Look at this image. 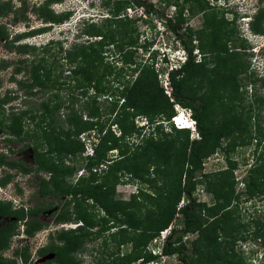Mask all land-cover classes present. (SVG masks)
Instances as JSON below:
<instances>
[{"label":"trees","instance_id":"obj_1","mask_svg":"<svg viewBox=\"0 0 264 264\" xmlns=\"http://www.w3.org/2000/svg\"><path fill=\"white\" fill-rule=\"evenodd\" d=\"M54 1L56 0H43L39 4L32 3L29 6L27 0H21L20 11H17L13 9L11 0H0V18L7 17L11 13L10 22L14 24L29 21L28 15L32 12L45 24L11 34L5 26L6 22L0 20V39L9 50H13L18 55L13 62L0 60V69L14 65L10 78L22 91V97L39 92L45 93V90L51 87H57L61 91L78 88L80 94L85 97L76 109L73 103L79 101L78 98L72 96L65 104V99L54 93L33 106L31 114L28 113V109L20 110L15 107L9 108L10 111L5 114L0 104V126L7 128V132L12 135L7 141H12L14 138L24 141V146L32 148L37 163L34 168H29L0 152V167L17 169L24 174L37 172L35 194L41 198L36 204L14 208L0 201V215L7 213L10 218L12 217L0 226V250L8 245V238L14 228L20 224L26 236H33L43 229L46 224L39 219L40 214L58 205L59 208L54 216L56 224L77 223V221L78 224L72 228L60 227L51 230L48 233V242L38 247L35 253L38 256L53 253L48 261L55 264H77L71 254L72 251L84 242L87 234L92 232L93 226L102 220L106 221L107 217L93 219L89 208L84 209L82 214L78 211L74 214L68 209L71 203L76 207L79 201L91 199V205H97L105 212L112 224L119 221L124 225L120 227L121 231L136 230L140 237L138 246L149 245L153 239H156L155 241L157 238L162 239L159 253L147 248L131 259L127 256L123 264H154L161 260L162 255L175 256L181 264H249L244 251L239 253L235 250L236 239L239 236L241 239H246L248 236L242 234L244 224L234 218L229 208L232 191L231 193L230 190L225 191L222 182L215 181V188L210 189L213 195L212 203L197 200L194 196L196 186L204 182L198 177L207 176L202 172L204 159L213 153L221 137L233 131L224 122L225 120H208L209 115L216 108L215 92L218 89L226 91L222 89L228 85L232 87V78L235 81L242 79L239 74L245 71L244 62L240 60L236 62V58L240 59L241 54L238 50H233L236 46L227 47L228 41L233 38H227L224 31L223 25L226 23L224 17L217 19L216 15L211 14L207 1L203 4L199 0L195 5L190 6L186 0L182 5L175 1L179 9L177 23L184 20L182 10L186 7L191 13H194L195 9L203 12L208 33L213 34L211 42L208 43L212 48L206 52L209 60H206L204 55L203 60L196 61L193 54L194 45L191 44L192 37L189 36L188 40L185 34H176L179 45L186 52L185 58L179 67L166 70L167 67L162 66L154 68L152 62L133 60L132 55L137 48L139 34L134 21L119 12L126 6H139L150 13L144 5V0H120L116 3L121 5L112 4L109 15L103 17L100 26L94 20L84 19L75 41L69 47H65L60 38H51L40 45L20 42L22 38L45 32L52 25L69 19L70 10L60 13L52 10L50 5ZM164 23L174 29L172 18ZM248 25L252 32L264 34L263 5L257 7ZM219 29L221 32L218 31ZM85 36V40L79 41ZM224 37H226L225 41L221 42ZM141 45L145 49L148 46L146 42ZM203 46L201 45L202 48ZM110 49L115 50L116 58H108ZM38 52L40 55L35 56ZM26 54L29 56L22 58ZM118 64H120L119 69L116 66ZM165 72L171 87V96L164 93L163 88L158 84V75ZM19 73L23 74L16 78ZM126 73L132 78L124 80ZM112 75H114L113 79H111ZM62 76L69 79L66 81ZM214 76L218 77L216 85L213 83ZM115 82L117 85L114 84ZM238 88L237 84L235 91ZM90 89L93 90L88 94ZM100 97L104 100L111 97L115 106L120 102L114 119V124L119 125V136H115L111 127L105 128L106 122L104 118L101 119L102 106L99 101L102 98ZM11 98L13 97L9 96V99ZM175 103L189 110L197 134V138H190L187 133L184 141L176 149L172 139L167 135L170 136L174 130L178 132L189 129H181L173 125L172 130L165 132L154 117L155 114L161 116L168 114L169 117L176 115ZM63 106L69 109L67 112H62L68 128L60 129L56 124ZM84 113L88 118L83 119ZM26 114L32 121L31 127L24 124ZM128 116H144L148 119L147 128L151 130L144 132V125L138 126L132 120L127 125L122 124ZM94 130L97 132L96 137L91 141L88 140L92 152L86 154L87 162L82 166L86 174H80L74 182H67L64 174L72 176L74 168L65 165L62 159H71L72 156L86 152L87 141L81 139V136ZM127 131L130 134L128 136L135 132L146 134V138L137 144H129L125 139ZM113 151L116 152V156L111 157L110 153ZM53 152L56 154L54 155ZM173 152L177 155L176 158ZM170 160L174 164L179 163L177 165L180 166L177 176L172 180L176 190L168 193L166 198L169 203L159 213L149 212L147 209V215L142 216L141 213L131 209L139 203L138 200L133 198L125 202L114 199L115 184L121 176L134 177L138 185L147 183L151 179L149 175L164 172L165 167L161 168V164L166 165ZM235 165L236 163H232L223 174H231ZM46 167L52 171L48 178L41 174ZM248 172L244 181L249 194L253 195L257 191L263 193L264 150ZM10 178L11 175L6 172L1 177L0 184L5 185ZM163 184H167V181ZM157 193L159 195L162 192ZM48 195H54L57 202L51 200L45 203L44 199ZM181 198L183 202L179 205ZM2 206L5 208H1ZM176 213L180 214L179 224L173 222ZM163 231L166 233L164 234ZM195 233L197 237L191 240L189 248L186 238ZM252 233L251 237L255 242L264 235V231L259 232V230H254ZM131 241V239L122 241L126 252ZM213 252H216V258L212 257ZM29 256V247L24 245L16 248L14 257L8 261L11 264H16L18 260L27 263Z\"/></svg>","mask_w":264,"mask_h":264},{"label":"rangeland","instance_id":"obj_2","mask_svg":"<svg viewBox=\"0 0 264 264\" xmlns=\"http://www.w3.org/2000/svg\"><path fill=\"white\" fill-rule=\"evenodd\" d=\"M21 0H11L13 9L19 10ZM43 0H27V5L32 3H40ZM178 1L180 5L185 3V0H144L146 7L150 10V13L144 11V8L139 6L129 7L121 9L119 12L121 15L126 14L128 18L134 21V26L137 28L139 40L135 52H133V60L135 61H146L152 62L154 68L160 66L167 67L166 70L179 67L177 56L185 55L179 42L177 41L176 34H185L192 37L191 44L194 45L193 54H195L196 61H201L206 57L209 60V56L206 53L208 49L212 48L211 39L213 34L208 33L207 23L203 12L195 9L194 13L190 10L183 9L184 20L177 23L178 6L175 3ZM199 0H186L187 4L195 5ZM203 4L207 1L209 5V12L216 15L217 19L224 17L225 24L224 31H226L227 38H233L228 41L227 47H236L233 50H238L240 54L237 61H243L245 71L239 74L240 78L233 80L231 85L226 86L221 91L220 89L215 92L216 97V108L209 115L208 120L219 121L225 120L229 127L232 128V132L223 136L219 139L218 144L213 149V153L207 156L203 161V173L205 176H199L204 181L196 186L194 196L197 200L212 203L213 195L210 189L215 188V181L222 182V187L225 191L230 190L232 195L229 208L233 212L236 220H241L244 224L242 228V234H246V239H241L238 234L236 239L235 250L237 252L244 251V256L247 257L246 261L249 264H264V235L257 238L255 242L251 237L254 230L259 232L264 231V192L249 194L248 188L244 181V178L248 175V169L255 164L259 158V154L264 150V34L254 33L249 28V20L258 6H264V0H200ZM120 0H56L51 3L50 7L56 13H60L65 10H70L69 19L52 25L45 32L35 34L33 36H27L20 39V42H27L29 44H44L51 38H60L63 40L65 47L75 41L77 34L82 26L83 20L88 19L89 21L94 20L97 25L103 23L102 19L109 15V8L114 4H117ZM207 5V6H208ZM29 21H20L12 24L10 22L11 13L7 17L0 18L1 22H6L5 26L9 33L14 34L16 32L28 31L31 27L39 25H45L35 14L29 12ZM169 18H172L174 29H171L165 25ZM178 24V25H177ZM218 31L221 32L219 29ZM85 37H81L79 41H83ZM226 37L221 39L224 42ZM144 42L148 44L146 49L141 45ZM203 46V48L201 47ZM115 50L110 49L107 55L109 59L116 58L117 54ZM40 53H36L35 56H39ZM204 55H206L204 57ZM29 55H23L22 58L28 57ZM18 57L17 53L13 50H9L5 46L4 41L0 39V60L6 62H13ZM31 58V55H30ZM183 59V57H181ZM185 58V57H184ZM166 59V61H165ZM24 65V64H23ZM120 64L116 65L119 69ZM14 65H9L4 69H0V104L4 108V113L8 114L9 108H18L20 110L28 109V113L31 114L33 111L31 108L36 106L41 100L51 97V94L57 93L65 104L70 100V97L75 96L79 101L73 103L74 108H79L80 104L85 97L80 93L78 88L72 89L71 91L59 90L57 87L47 88L44 92H39L28 97H22V91L19 90L11 80L10 75L13 71ZM128 73V72H127ZM126 73L124 80L132 78ZM23 73H19L16 78L22 76ZM165 73H160L157 77L158 84L163 88L164 93L171 96V87L169 83L164 86L166 80ZM111 76V79H113ZM135 76V75H134ZM215 85L217 84L216 79L213 77ZM62 79H69V77L62 76ZM231 80V79H230ZM206 81V79H205ZM113 82V81H112ZM168 82V81H167ZM117 85V83H114ZM230 84V83H229ZM237 84L239 86L238 90ZM204 85V84H202ZM121 87V86H120ZM93 89H90L89 93ZM169 91V94L167 91ZM202 91V90H200ZM14 93L16 95H14ZM9 96L13 98L9 99ZM112 97V95H110ZM110 97V98H111ZM102 98V97H100ZM109 97L107 100L100 99L102 108L101 119L104 118L106 122L105 128L111 127L114 130L115 136H119V125L114 124L115 112L118 109L120 102L116 103L115 106ZM171 99V97H170ZM172 100V99H171ZM116 107V108H115ZM69 109L62 107L59 112V118L56 126L60 129L68 128V124L63 119L62 112H67ZM185 109L178 104H174V114ZM189 112V110L187 109ZM29 115L24 116L25 126L31 127L32 121L28 118ZM83 119L88 118L84 113ZM155 119L160 123V126L164 131L173 129V121L171 116L164 114L154 115ZM186 117L184 116V119ZM131 120L138 126L144 125L143 131L146 133L151 129L147 128V118L144 116H128V118L122 123L127 125ZM35 121V120H34ZM210 123V122H209ZM175 126V125H174ZM176 127V126H175ZM236 128V130L234 129ZM134 130V129H133ZM189 135L190 138H197V134L188 131H173L168 138H171L175 149L180 146L184 141L185 136ZM97 132L94 130L89 133L82 134L81 139L87 141L86 152L72 156L71 159H62L65 165H71L73 169V175L69 176L64 174L67 182H74L80 174H86V171L82 168L87 162L86 154H90L92 149L88 143V140H93L96 137ZM129 132L125 134V139L129 144L139 143L146 138V134L133 133L131 136ZM12 137L7 132V128L0 126V152H3L6 157L16 159L22 162L23 165L34 168L36 166V159L33 156L34 152L32 148L24 146V141L13 139L7 141L8 138ZM88 138V139H87ZM121 138V136H120ZM123 141V138H121ZM46 148V145H45ZM10 149V150H9ZM174 153V152H173ZM55 155L56 153L53 152ZM111 157L116 156V152L110 153ZM177 155L174 153V157ZM232 163H236L231 174L225 173L229 169ZM179 163L174 164L172 160L166 165L161 164V168L165 167V171L161 173H151V178L147 183L136 182L134 177L130 175L121 176V178L115 184V190L113 193L114 199L123 200L125 202L135 199L138 200L132 210L141 213L142 216L147 215V209L149 212L159 213L169 203L166 198L168 193H172L176 190L175 183L172 180L177 176L178 169L180 168ZM60 169V168H59ZM152 169V168H151ZM150 169V172H152ZM9 172L11 178L5 185L0 184V201L8 203L14 207L28 206L29 204H36L40 200V196L35 194V190L38 182L37 172L22 173L17 169H7L6 167H0V179ZM50 168H45L41 171L42 176L45 178L51 175ZM218 179V180H217ZM1 181V180H0ZM167 181V184H163ZM142 188V190L140 189ZM157 192H162L158 195ZM142 193V194H141ZM167 193V194H166ZM166 194V195H165ZM63 198L67 196H62ZM45 203H49L51 200L57 202V198L54 195H48L44 199ZM183 202L182 198L179 205ZM92 200L86 199L85 201H79L78 205L74 207L71 203L69 211L83 213V210L89 208L92 211L93 219H100L105 216L106 221H100L98 224L91 228L92 232L87 234L84 238V242L72 251L77 264H123L126 261L127 256L133 258L140 255L145 250H151L154 253H159L161 248L162 239L155 241L153 239L151 244L146 246H138L139 233L136 230L121 231L120 227L124 225L116 221L112 224V221L108 215L103 212L97 205H91ZM7 205V204H4ZM1 208H5L2 206ZM59 206L54 205L52 209L46 212H42L39 219L46 225L43 229L37 231L33 236H26L22 232V225L20 224L17 228H14L12 235L8 238V245L0 250V263L11 264L9 259L14 257V250L21 248L24 245L29 247V261L27 263L17 261L16 264H55L48 260L53 256V253H48L44 256L36 255L35 251L38 247L43 246L49 240L48 233L56 228H72L78 224L75 222L58 223L54 222L55 212ZM150 215V214H149ZM152 216V215H150ZM12 218V217H11ZM7 213L0 215V226L5 224L7 220L11 219ZM174 224H179L180 214H175ZM147 223V221H145ZM18 229V230H17ZM165 234L166 232L163 231ZM236 233V232H234ZM197 237V233L187 236V246L190 248L191 240ZM149 237L147 236V239ZM131 239V245L128 247L127 252L122 241ZM260 239V240H259ZM212 257L216 258V252L212 253ZM154 264H181L175 256L162 255L161 260Z\"/></svg>","mask_w":264,"mask_h":264},{"label":"clouds","instance_id":"obj_3","mask_svg":"<svg viewBox=\"0 0 264 264\" xmlns=\"http://www.w3.org/2000/svg\"><path fill=\"white\" fill-rule=\"evenodd\" d=\"M177 61L178 63L180 64L181 62L184 61V59L182 60V58L180 56H177ZM185 109V108H184ZM180 116L181 118L183 117L184 119V116L186 117L184 119V122H181L180 124H175L174 122V125L177 127V128H180L181 126L184 127V128H181V129H189L191 132L195 133L196 132V127H195V123H194V120L191 118V116L189 115V112L187 111V109H185L184 111H179L177 112L176 116ZM175 116V115H174ZM172 116V117H174ZM175 116V117H176ZM171 117V119H172ZM180 126V127H179Z\"/></svg>","mask_w":264,"mask_h":264},{"label":"built area","instance_id":"obj_4","mask_svg":"<svg viewBox=\"0 0 264 264\" xmlns=\"http://www.w3.org/2000/svg\"><path fill=\"white\" fill-rule=\"evenodd\" d=\"M128 9H129V11H130L131 7H129ZM181 57H183V59H184L185 55H182ZM183 59H182V60H183ZM179 65H180V64H179ZM171 69H172V68H171ZM165 77H166V79H167V73L165 74ZM167 81H168V80H166L164 86H166V84L169 83V82H167ZM166 91H167V93L169 94V91H168V90H166ZM172 121H173L175 124H178V122L176 121V117H175V116L172 117ZM195 133H196V132H195Z\"/></svg>","mask_w":264,"mask_h":264},{"label":"bare ground","instance_id":"obj_5","mask_svg":"<svg viewBox=\"0 0 264 264\" xmlns=\"http://www.w3.org/2000/svg\"><path fill=\"white\" fill-rule=\"evenodd\" d=\"M176 116V115H175ZM176 121L178 122V124H180L181 122H184L183 117L181 118L179 115L176 116Z\"/></svg>","mask_w":264,"mask_h":264},{"label":"flooded vegetation","instance_id":"obj_6","mask_svg":"<svg viewBox=\"0 0 264 264\" xmlns=\"http://www.w3.org/2000/svg\"><path fill=\"white\" fill-rule=\"evenodd\" d=\"M37 255V254H36ZM47 255V254H46ZM53 255V254H52Z\"/></svg>","mask_w":264,"mask_h":264}]
</instances>
